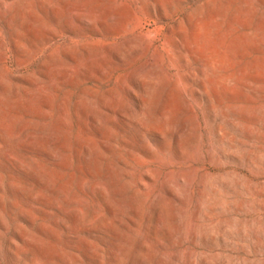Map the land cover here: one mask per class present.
Masks as SVG:
<instances>
[{"label": "rangeland", "instance_id": "obj_1", "mask_svg": "<svg viewBox=\"0 0 264 264\" xmlns=\"http://www.w3.org/2000/svg\"><path fill=\"white\" fill-rule=\"evenodd\" d=\"M0 264H264V0H0Z\"/></svg>", "mask_w": 264, "mask_h": 264}]
</instances>
